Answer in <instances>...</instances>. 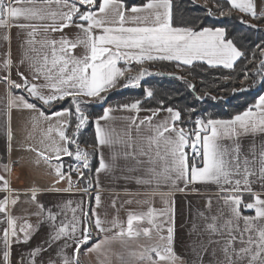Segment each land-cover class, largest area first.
<instances>
[{"label": "snow or ice", "instance_id": "6c2138e0", "mask_svg": "<svg viewBox=\"0 0 264 264\" xmlns=\"http://www.w3.org/2000/svg\"><path fill=\"white\" fill-rule=\"evenodd\" d=\"M190 3L200 7L196 0H190ZM203 7L207 16H214L217 20L230 19L234 13H239L237 19L250 28L264 25V0L259 3L258 0H216L215 11L205 0ZM173 8V0H143L139 5H129L127 0H0V28L5 30L3 39L10 43L13 27L26 36L21 45L25 50L19 64L26 63L31 76L30 79L17 70L20 82L11 79L14 62L11 51L5 53L0 65V71L5 74L0 76V83L7 85L9 121L13 108L38 113L45 121H56L47 129L51 145L44 151L29 149L37 151L39 159L36 163L43 160L48 164L57 183L67 176V190L72 186L73 165H69V171L65 173L63 156L74 158L80 179L87 181L85 192L93 186V180L85 177L83 170H91L90 162L97 156V185L100 173L113 172L119 167V161L124 160L132 163L125 164L117 179L140 186H154L152 192L145 193L147 199L135 201L148 204L147 210L129 211L126 221L119 216L111 220L106 216L102 218L95 209L85 211L81 203L71 209V220L61 218L57 223L64 208L57 206L59 210L53 212L38 200V194L60 189L42 190L33 186L20 193L12 188L8 178L0 175V192L4 193L0 197V225H3L0 228V243L3 244L0 264H11L12 246L27 245L45 224L50 227V232L41 245L27 253V257L20 254L21 264H37V258L54 247L57 249L56 258L50 255L41 264H56L57 258L59 264H80L81 247L88 245L89 241L93 243L86 251L97 254V264H204V256L209 254L208 249L213 244L221 246L224 259L217 262L216 249H213L210 264H264V141L255 142L256 137L264 136V95L230 119L193 118L190 115L188 121L192 127L187 130L178 126V123H184L182 110L165 107L163 101L155 108L142 107L141 100L119 105L120 110L137 114L128 118L130 127L134 125L139 129L147 124L152 133L145 138L147 151L143 146L136 147L130 133H126L125 138L108 126V122L114 119L111 115L113 107L104 108L102 114L90 121V105L103 104L110 92L140 88L146 76L162 74L151 72L146 64L173 62L176 67H188L194 71L199 66L196 62L202 61L213 68L233 69L238 60L245 58L242 46H238L244 37L230 33L226 26H204L199 17L189 24L174 25ZM70 28H75L76 33L69 35L65 32ZM53 33L60 35L55 38ZM256 48L262 57L258 75L264 78V41ZM255 56L253 51V60ZM121 62L123 66H120ZM133 63L137 66L134 73ZM176 78L184 80L195 91V85L184 77ZM228 78L224 77L225 80ZM243 78L248 79L247 72ZM261 82L264 83V79ZM17 89H22L32 102L25 95H15L13 90ZM235 91L237 89H233ZM145 95L150 100L155 98L151 88L145 91ZM65 100L70 101L71 107L46 114ZM141 111L151 114L140 119L138 114ZM162 112L167 114L166 117L153 123ZM189 112L195 113L196 109L191 108ZM90 123H94L95 143L89 145L92 151L80 144V137ZM246 137L253 138L247 151L242 143ZM14 138L9 126V151ZM117 145L122 150L117 151ZM105 148L112 150L110 162L105 159ZM145 163L151 166L142 168ZM4 170L11 173V161L4 164ZM162 184L182 192L199 191L196 187L199 184L216 185L227 209L226 217L223 212L219 215L197 212V218L205 223L201 227L194 220L188 234L197 237L206 234L208 239L192 242V260H185L175 250V206L170 196L157 192ZM180 184L184 187H179ZM125 191L131 196L141 194ZM157 194L165 207L151 206L152 197ZM22 195L26 197L24 202L35 205L37 210L16 216L13 212ZM94 201L99 208L102 203L99 193ZM115 203L114 200L112 207ZM125 203L131 204L133 200ZM207 207L210 212L211 199ZM243 210H251L254 215H244ZM77 211L80 216L76 215ZM32 215L37 217L36 225L30 221ZM61 240L64 243L58 245ZM73 246V253L69 256L66 249Z\"/></svg>", "mask_w": 264, "mask_h": 264}, {"label": "crops", "instance_id": "0c3cea01", "mask_svg": "<svg viewBox=\"0 0 264 264\" xmlns=\"http://www.w3.org/2000/svg\"><path fill=\"white\" fill-rule=\"evenodd\" d=\"M259 3V0H258ZM53 7H55L53 5ZM75 28L65 29V32L69 35L76 33ZM5 35V30L0 28V65H2L3 60L5 59V53L9 50L11 51V58L14 62L11 70V79L20 82V77L17 75V70L23 72L26 76H29L31 79L30 73L27 71V64L23 66L19 64V61L24 52V48L21 47L23 41L26 39V36L23 33H20L17 28L13 27L10 31L11 41H5L3 39ZM53 37L58 38L59 33H53ZM39 38V37H38ZM26 47V46H25ZM80 50H78L79 52ZM239 61V60H238ZM237 61V62H238ZM236 62V63H237ZM123 63V62H121ZM197 64H205V62L199 61ZM210 67V66H208ZM213 68V67H211ZM216 68H223L222 66ZM224 69V68H223ZM3 71H0V76L4 75ZM15 95H25L26 98L32 102V98L27 97L26 93L22 89L13 90ZM264 95V93L262 94ZM7 85L5 83H0V175H4L11 181V186L13 189L24 193L28 191L31 187L37 186L43 189L56 188L60 189L58 192L50 191H41L38 194V200L41 203H44L46 207L51 208L53 212H57L59 208L57 206L64 208V214L59 219L65 218L71 220L72 218V208H76L81 203L83 208L87 210V204L89 201H93V209L102 218L108 220L113 219L116 216L123 221L127 219V213L129 211H141L147 210L149 207L148 204H138L135 201H143L148 198L145 193H150L153 191L154 186H140L135 183L127 182L123 179H117L122 175L121 169L124 168L125 164H131L132 162H126L124 160L119 161V167L113 172H103L99 174L98 180L99 184H96L97 174H93V186L89 188L88 192L84 191V184L82 179H74L72 181L71 190L69 189V180L64 178L59 180L57 183V177L54 174L53 169L45 164L43 160H40V163L37 164L36 161L39 159L37 151H31V149H36L39 151H44L51 145V140L48 138L47 129L50 124H55V120L45 121L43 118L38 116V113H34L27 109H15L13 108L10 112V121H9V109L7 107ZM151 113L147 111H141L138 116L140 119L150 115ZM50 115V114H49ZM114 119L108 122V126L114 129L115 133L126 137V133H130L133 142L136 147L139 148L143 146L147 151V141L146 137L152 135L147 124L140 126L137 129L134 125H130L129 117H134L137 114L131 111H124L120 109H114V112L111 114ZM166 113H161L160 117H157L153 120V123H156L160 118L166 117ZM138 123V121H137ZM11 128L12 133L14 134V139L11 141V148L9 151L7 139V130ZM54 138L58 139V136L53 133ZM252 137L243 138L242 143L244 145V150L247 151L250 142H252ZM261 141H264V136L256 137L255 142L259 144ZM227 143V142H226ZM116 150H122L119 145L116 146ZM111 149L105 148L103 150L105 159L110 162ZM154 154V153H153ZM145 161L147 158H143ZM74 160L73 157H62V163L64 165L63 171L65 170V165L68 161ZM11 161L12 171L11 173L5 172L4 164ZM56 161H53V164ZM148 163L143 164L141 167L146 169L150 167ZM98 167V166H97ZM141 173H137L139 175ZM179 187L183 188L184 185L180 184ZM199 191L185 190L178 191L172 189L169 185L162 184L157 190L158 193H164L166 197L170 196L171 200L174 201L175 206V224H176V243L175 250L178 255L184 257L185 260H192L194 257L191 254V247L193 241L199 243L200 240L206 241L208 239L205 234L202 237H197L195 235H189V229L192 226V222L195 220L201 227L204 225V221L197 218V212L203 211L207 215H219L221 212L224 213V216H227V209L223 205V201L220 199V193L216 185L212 184H199L196 186ZM128 190L131 193L139 192V196H131L126 193L125 190ZM67 190V191H66ZM256 190H259V187L256 186ZM99 193L101 196V206L97 208L95 206L94 197ZM3 192H0V197L3 196ZM26 197L21 196L20 203L17 204L13 214L16 216H24L29 213H34L37 209L35 205L30 203H25ZM133 200V203L127 204L126 200ZM211 199V211L208 210V201ZM245 199H249L246 195ZM115 200V207H112V202ZM71 201V204L68 205V202ZM67 205V206H66ZM153 207L159 209L165 207V203L161 199L159 194L152 197ZM244 215H254V212L251 210H243ZM77 216H80V212L77 211ZM30 221L33 225L37 224V217L32 215L30 216ZM222 222V221H221ZM242 223V222H241ZM3 225H0L2 228ZM50 232V227L45 224L40 226V231L34 233L32 240L27 244H19L12 246L11 253V264H21L20 254L24 253L27 257V253L35 248L38 245H41L42 242L47 237ZM104 234H100L103 236ZM110 235V233H109ZM99 237H96L98 239ZM213 239H222L221 237H213ZM64 241L61 240L58 242V245L63 244ZM91 246V245H90ZM83 247V246H82ZM81 247V248H82ZM89 247V246H88ZM118 247V246H117ZM220 245L213 244L208 249V255L204 256V264H210V261L213 260L211 256L212 250L216 249V261H223V253L220 251ZM73 247L66 249L69 256L73 253ZM3 244L0 243V256H2ZM57 249L54 247L47 252H43L40 257L37 258V264H41V261H47L51 255L53 258H56ZM81 264H97V254L89 253L85 250L83 258L81 259V254L79 256ZM56 264H59V259H56Z\"/></svg>", "mask_w": 264, "mask_h": 264}, {"label": "trees", "instance_id": "16d2710c", "mask_svg": "<svg viewBox=\"0 0 264 264\" xmlns=\"http://www.w3.org/2000/svg\"><path fill=\"white\" fill-rule=\"evenodd\" d=\"M199 1L205 2V0ZM142 2L143 0H127L129 5H139ZM207 3L211 5L208 7L215 11L216 0H207ZM173 5L174 25L189 24L196 17H199L203 20L204 26H226L230 33L235 32L237 35L244 37L238 46H242L245 58H241L233 69L211 68L205 64L198 63L197 65L199 66L192 71L188 67H176L173 62L158 61L146 64L151 70L162 73L160 77L152 78L148 82H141L140 88H122L110 92L108 99L103 104H92L88 107L90 121L95 116L102 114L103 109L106 107L119 109V105L141 100L143 101L142 107L155 108L163 101L165 107L172 106L182 110L184 123H178V126H183L187 130L192 127L188 121L190 115L193 118L199 116L230 119L235 114L254 105L264 93V83L261 82L264 78L258 75L261 71L259 62L262 57L260 56V50L256 48L257 44L264 41V25H259L257 29L250 28L240 23L237 19V16L240 15L239 13H234L230 19L217 20L214 16H207L203 7L193 5L190 0H173ZM245 19H248V17H245ZM252 22L257 23L256 21ZM253 51L256 53L254 60L252 58ZM120 66H123V63ZM131 67L134 68L136 65L132 64ZM245 72L248 74L247 80L243 78ZM169 73L172 75H168ZM225 76L229 78L225 80ZM176 77H184L187 81L194 84L195 91L190 89L184 80ZM148 88L154 90V99L150 100L146 97L145 91ZM233 89H237V91L233 92ZM197 97H202V99L198 100ZM69 107H71L70 101L65 100L56 104L54 109L48 110L46 114ZM191 108H195L196 112L190 113L189 109ZM94 143V123H90L80 137V144L89 146ZM90 163L91 170H84V173L85 177L93 180L95 168L98 166V156L93 157ZM93 207V201H89L86 211L93 209ZM92 243L93 241H90L88 245L83 246L81 251L83 249L86 250Z\"/></svg>", "mask_w": 264, "mask_h": 264}, {"label": "rangeland", "instance_id": "374dc122", "mask_svg": "<svg viewBox=\"0 0 264 264\" xmlns=\"http://www.w3.org/2000/svg\"><path fill=\"white\" fill-rule=\"evenodd\" d=\"M196 4L199 5V6H201V7H203V5L205 4V2H203V1L201 2V1H199V0H196ZM207 6H211V5H209V3H207ZM203 8H204V7H203ZM133 64H134V63H133ZM145 66H146V65H145ZM136 67H137V66H136ZM136 67L132 68V69H133V73L135 72ZM146 67H148L149 70H150L151 72H153V73H158V72L155 71V70H151V68H150L149 66H146ZM157 77H160V75L146 76L141 82H144V81L148 82L150 79H152V78H157ZM81 147H82V148L84 147V149H86V150H88V151H92V148L89 147V146L81 145ZM91 161H92V160H91ZM82 180H83V184H84V186H86L87 181L84 180V179H82ZM89 242H90V241H89ZM84 246H85V245H84ZM84 252H85V249H83V250L81 251V259L83 258Z\"/></svg>", "mask_w": 264, "mask_h": 264}, {"label": "built area", "instance_id": "2783aa9c", "mask_svg": "<svg viewBox=\"0 0 264 264\" xmlns=\"http://www.w3.org/2000/svg\"><path fill=\"white\" fill-rule=\"evenodd\" d=\"M84 148V147H83ZM75 164L76 162L74 160H71V161H68L65 165V170L64 172L67 173L69 171V168L68 166L69 165H73V169L71 170V180H74V179H79V175H78V172L75 170ZM84 171V170H83ZM67 178V176L65 177ZM68 179V178H67Z\"/></svg>", "mask_w": 264, "mask_h": 264}]
</instances>
